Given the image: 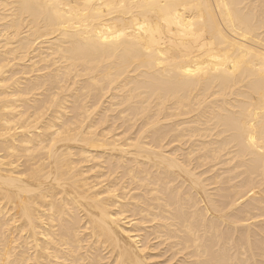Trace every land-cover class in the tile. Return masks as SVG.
I'll return each instance as SVG.
<instances>
[{"label":"bare ground","instance_id":"obj_1","mask_svg":"<svg viewBox=\"0 0 264 264\" xmlns=\"http://www.w3.org/2000/svg\"><path fill=\"white\" fill-rule=\"evenodd\" d=\"M209 262L264 264V0H0V264Z\"/></svg>","mask_w":264,"mask_h":264},{"label":"snow or ice","instance_id":"obj_2","mask_svg":"<svg viewBox=\"0 0 264 264\" xmlns=\"http://www.w3.org/2000/svg\"><path fill=\"white\" fill-rule=\"evenodd\" d=\"M254 143V141H253ZM209 264H218V262H209ZM232 264H234V262H232Z\"/></svg>","mask_w":264,"mask_h":264}]
</instances>
